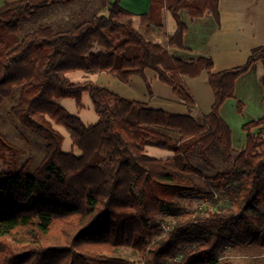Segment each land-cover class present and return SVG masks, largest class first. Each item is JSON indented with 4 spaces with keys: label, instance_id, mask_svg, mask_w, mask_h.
<instances>
[{
    "label": "trees",
    "instance_id": "16d2710c",
    "mask_svg": "<svg viewBox=\"0 0 264 264\" xmlns=\"http://www.w3.org/2000/svg\"><path fill=\"white\" fill-rule=\"evenodd\" d=\"M81 0H15L0 6V104L20 88L11 112L41 135L46 154L31 173L0 170V264H133L119 252L130 249L139 264H234L228 247L264 248V116L242 125L246 146L235 156L233 133L221 115L238 79L256 63L264 67V46L245 63L214 70L212 57L184 60L169 47L184 48L188 23L206 13L219 17L220 0H151L148 12L134 14L120 0L89 4L68 27L41 25L19 36L22 25L41 10L73 6ZM176 22L168 44L151 40L164 27V12ZM106 71L122 82L146 79L153 70L190 110L197 102L184 81L204 71L214 93L207 119L150 107L92 81H70L68 74ZM264 90V73L261 77ZM88 92L99 115L87 124L56 98L82 105ZM264 99V97H263ZM240 110L242 103L238 104ZM63 125L73 149L63 150ZM146 146L173 152L168 159L146 153ZM77 147L80 153L74 151ZM221 148L231 167L205 177L191 162L213 166ZM20 149L0 130V159L15 166ZM178 198L207 200L164 230L165 215H177Z\"/></svg>",
    "mask_w": 264,
    "mask_h": 264
},
{
    "label": "crops",
    "instance_id": "0c3cea01",
    "mask_svg": "<svg viewBox=\"0 0 264 264\" xmlns=\"http://www.w3.org/2000/svg\"><path fill=\"white\" fill-rule=\"evenodd\" d=\"M8 1L15 0H0V6ZM100 1L89 0V5H99ZM150 1L120 0V3L126 10L134 14L135 20L141 14L149 11ZM181 13L188 23V29L184 37L185 47H169V49L172 54L184 60L190 61L197 60L200 57H212L214 70L220 71L245 63L254 48L264 46V0H220L218 18L206 13L203 17L193 19L186 11ZM173 22L175 26H173ZM175 30L176 22L174 18L170 12L165 11L164 27L155 28L148 37L155 42L166 45L169 41V35L173 34ZM263 73V65L256 63L238 79L234 97L228 99L221 108V115L230 127L231 122H236L237 116L242 115L246 107H252L256 110L260 106H264V92L261 83ZM204 74H207L208 78V73L204 71L198 77L186 76L184 79H193L192 81L195 83L197 90L202 93V82H196V79H201ZM255 77L256 79H254ZM103 78L107 82L106 85L102 84L103 86L127 98L146 102L150 107L156 109L179 114H191L195 118L196 113L202 109L200 98L187 80L185 82L197 102L191 110L176 97L171 86L160 81L153 70L146 71V79L150 83V88H148L146 80L138 75H133L127 82L120 81L110 73L103 74ZM239 102L242 103L241 110L238 106ZM213 103L214 93L212 105ZM212 105L210 106L212 107ZM211 107H209V112ZM244 123L246 122L242 119L241 128ZM242 135L239 134L240 138L237 141L239 143L245 141L242 144L243 150L246 146L247 133ZM233 143L235 145L234 140Z\"/></svg>",
    "mask_w": 264,
    "mask_h": 264
},
{
    "label": "rangeland",
    "instance_id": "374dc122",
    "mask_svg": "<svg viewBox=\"0 0 264 264\" xmlns=\"http://www.w3.org/2000/svg\"><path fill=\"white\" fill-rule=\"evenodd\" d=\"M89 4V0H81L73 6L69 7H56L47 8L41 10L39 15L35 17L32 21L25 23L21 26L19 31V36H23L41 25H51L55 29H60L63 27H68L70 22L73 20V17L80 12V10ZM173 26L175 23L173 22ZM134 27L136 29L141 30L140 19L134 20ZM151 39V38H150ZM103 74H109L106 71L100 72H89L78 70L68 74L70 81H85L92 80L98 82L100 84L106 85L107 83ZM256 79V77L254 78ZM192 85L194 91L200 98V103L202 105L201 111L196 113V119L200 123H204L207 119V114L209 113V107L212 105L213 101V93L212 89L208 83L207 74H204V77L201 79H196V82H202V93H200L195 83H193V79H184ZM201 80V81H200ZM264 92V90H263ZM20 97V88L16 87L12 96L3 98L0 104V130L4 134V136L13 143L18 146L20 149V155L17 159L16 165L11 166L10 164L4 163L0 159V170L1 171H9V170H20L25 169L27 173L33 172L41 160L46 154V141L45 139L34 132L33 130L26 128L23 126L17 117L11 112V107L16 105L19 101ZM56 101L66 108L72 114L78 115L85 123L91 124L95 123L99 119V115L94 109L91 97L88 92L83 94L82 105L79 106L74 98L71 97H59L56 98ZM264 113V106H260L256 110L252 109V107H246L243 110L242 115L237 116V121L231 122L233 140L235 142V151L234 155L237 156L242 150V143L237 141L240 138L239 134H245L246 132L240 126L241 120L244 119V122H248L252 119H257L262 117ZM55 128L59 130L63 136V150L69 152L73 149L72 147V139L70 137L69 132L63 125L55 124ZM262 130V138L264 140V129L255 128L254 132L258 133ZM242 135V136H243ZM74 151L76 153H80L77 147H74ZM146 153L152 157L158 159H168L173 155V152L167 149H162L155 146H146ZM213 158V166L207 167L204 165L201 160L197 157L196 153L190 155L191 162L193 165L202 171L203 176H194V180L199 185H205V177L215 175L219 171L227 170L231 167L232 163L227 162L224 159L223 152L221 148L216 150L212 154ZM204 205H209L207 200H196L193 198H178L177 215H165L164 217V230L168 231V227L177 220L184 216L194 213L198 209L202 208ZM120 255L124 258H129L133 260V264H139L138 257L133 253L130 249H122L119 252ZM225 256L229 258L234 264H264V248L258 246H250V245H241L237 247H228L225 251ZM169 264H174L170 262Z\"/></svg>",
    "mask_w": 264,
    "mask_h": 264
},
{
    "label": "built area",
    "instance_id": "2783aa9c",
    "mask_svg": "<svg viewBox=\"0 0 264 264\" xmlns=\"http://www.w3.org/2000/svg\"><path fill=\"white\" fill-rule=\"evenodd\" d=\"M168 229H169V227H168Z\"/></svg>",
    "mask_w": 264,
    "mask_h": 264
}]
</instances>
